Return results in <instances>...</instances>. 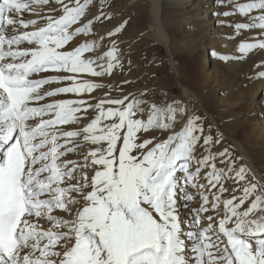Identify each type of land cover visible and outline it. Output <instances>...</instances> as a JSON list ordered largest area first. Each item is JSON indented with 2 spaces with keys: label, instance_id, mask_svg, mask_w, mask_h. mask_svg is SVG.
I'll return each instance as SVG.
<instances>
[{
  "label": "snow or ice",
  "instance_id": "obj_1",
  "mask_svg": "<svg viewBox=\"0 0 264 264\" xmlns=\"http://www.w3.org/2000/svg\"><path fill=\"white\" fill-rule=\"evenodd\" d=\"M218 2L220 17L241 18L217 21L233 29L225 37L257 30L235 46V58L264 49V0ZM50 3L58 6L47 8L50 14L36 13L35 5ZM92 4L0 0V264H264V183L255 175L246 181L250 170L235 169L228 149L212 151L222 137L206 134L201 117L131 94L105 93L95 104L83 98L103 86L84 75H111L121 66L115 41L95 57L87 54L103 37L67 48L93 34L95 22L111 19L101 2L99 14L81 23ZM27 12L37 19L25 20ZM49 72L66 74L40 75ZM52 83L63 86L46 90ZM69 94L77 98L40 103ZM89 110L96 114L83 127L64 130L88 120ZM145 112L146 119L137 116ZM178 115L184 122L177 130ZM153 129L168 134L140 140ZM83 144L90 147L79 161L65 159ZM218 158L228 167H217ZM202 171L206 183L198 185ZM228 180L237 187L223 198ZM189 185L201 190L197 208L183 205L194 230L185 229L178 207L193 200ZM201 219L208 221L203 228Z\"/></svg>",
  "mask_w": 264,
  "mask_h": 264
},
{
  "label": "rangeland",
  "instance_id": "obj_2",
  "mask_svg": "<svg viewBox=\"0 0 264 264\" xmlns=\"http://www.w3.org/2000/svg\"><path fill=\"white\" fill-rule=\"evenodd\" d=\"M101 2L104 4L102 10L106 14L110 13L111 19L95 22L93 34L87 37L77 36L67 48L71 49L85 39L103 37L102 40H99V46L87 55L91 57L101 55L111 47V42L115 41L119 49L121 66L116 67L111 75L102 77L84 75V79L94 80L103 86L94 90L90 97L85 94L83 98L95 104L100 99L105 98V93H109L112 98H121L131 94L133 97L155 102L158 105L175 102L176 106L186 110V115L195 114L201 117L205 133H210L214 140L217 137H222L219 144L213 143L212 151L220 152L225 148L228 149L230 160L235 162V169H239L243 165L250 170L246 176V181H252L254 174L243 159L240 150L233 143V139L242 145L245 154L251 158L252 165L256 167L258 176L264 180V96L262 97L264 89L258 94V84L264 82V77L258 75L259 72L264 71V49H256L246 58L239 60H236L235 56H230L228 60H221L215 54L221 53L219 50L207 54L204 46L213 44V35L207 27L203 26L202 23L204 22L195 19L193 16L191 18L187 14L175 15L174 19L172 16L168 22H162L168 35L167 46L163 45L150 32L146 13L139 10L141 0H93V4L89 7L87 15L81 23L99 14ZM163 3L162 0L159 1L161 10L167 13L169 8L167 5L164 7ZM57 7L56 5L55 8ZM43 13H45L44 15L50 14L46 10ZM54 15L58 16L60 12L57 11ZM221 18L241 19L239 16ZM40 21L41 24L39 25L42 26L44 21ZM120 25H123L120 32L111 37L106 35ZM222 28L225 29L224 34L233 31L231 27L222 26ZM255 31L257 30L251 32L245 30L240 36L234 37L235 39L228 38L232 40L233 49L235 48L234 45L236 46L241 39L255 36ZM205 58H209L210 65L204 68ZM65 74L49 72L40 75ZM179 83L188 88L191 93L182 89ZM60 86L63 84L52 83L48 85V88L45 86V89ZM254 91H257L255 97L252 96ZM67 98L77 97L71 94L56 95L46 98L40 103ZM204 110L212 116L215 124ZM95 114L94 110H89L87 113L88 120L82 119L79 124L73 123V125L63 126L64 130L83 127ZM141 115L146 119L147 112L137 113L138 117ZM177 120L175 128L178 130L184 121L179 115ZM167 134V132L161 133L159 129H153L140 133L139 138L140 140L151 137L163 139ZM85 145H81L77 154H68L66 157L69 160L79 161L80 154L87 152L84 148ZM197 151L199 153V149ZM221 159L223 158L217 159V167L227 168L228 162L225 161L222 164L220 163ZM204 171L201 172L199 181H196L198 185L199 183H206L205 179L201 180ZM89 174L91 175V172ZM244 183L242 181L241 185ZM224 186L229 191L223 194V198H228L233 194L231 190L237 187L232 180L225 181ZM200 191L199 194H194V197L198 196L197 201L201 203ZM205 191L207 190L205 189ZM208 194L211 199V193ZM235 194L239 195L240 193ZM247 206L246 203L243 207L246 208ZM178 207H180L179 202ZM180 211L179 209V213ZM209 214L213 215V212L211 211Z\"/></svg>",
  "mask_w": 264,
  "mask_h": 264
},
{
  "label": "bare ground",
  "instance_id": "obj_3",
  "mask_svg": "<svg viewBox=\"0 0 264 264\" xmlns=\"http://www.w3.org/2000/svg\"><path fill=\"white\" fill-rule=\"evenodd\" d=\"M159 1L160 0H141V2L139 4L140 5L139 6V10L140 11L142 10V12L146 13V15L148 16V26H149L150 32L160 42H162L163 45L167 44L168 35H167L166 31L164 30L165 28L162 25V22H165V21L168 22L169 18H171L172 16H173V19H174L175 15L187 14L190 17L193 16V17H195V19H198L199 21L204 22V23H202V24H204L203 26L207 27L208 30H210V33L213 35L212 36L213 37L212 40L214 42L211 45L207 44L206 46H204L205 47V53L210 54V53H214V51H216V50H219L223 54H229L230 56H235V55H233V50L234 49H233V46H232L233 45L232 40L228 39V37H225L223 35L224 32H225L224 31L225 29L223 30L222 26H220V24L217 22L221 18V17H219L218 13L221 10H224L223 8H221V5L219 4L218 0H162L164 2L163 6L165 7L167 5V7L169 8V11L167 13L166 12L164 13L161 10V6L159 4ZM242 2H243V0H242ZM34 7L36 8V13H39L40 15H44L45 14V13H43L44 10L47 11V8H55L56 4L55 3H50L48 6L35 5ZM36 13H32V12L24 13L23 14V18L25 20L37 19ZM195 19H194V21H195ZM39 24H41V21H39V23H37V25H35V27H40ZM26 30H33V27L30 26ZM9 31H11V29H9ZM150 32H148V34H151ZM247 32H248V30H247ZM255 33H256V31H255ZM23 46L24 47H29L30 45L25 44ZM234 47H235V45H234ZM208 59L209 58H205L204 59L205 60L204 61V65H203L204 68L208 67L210 65ZM236 60H239V59H236ZM34 78H36V77H34ZM179 86L182 89L190 92V90L188 88H186L184 85L181 86V84L179 83ZM47 88H48V85H47ZM258 89H259V91H258V94H259V92H261L264 89V82H262V84H258ZM254 92H255V93H253L254 95H252L253 97H255V95L257 94L256 93L257 91H254ZM263 96H264V94L262 95V97ZM204 111L206 112V110H204ZM207 115H208L209 119H211L212 122L215 124V121L212 118V116L210 114H208V113H207ZM71 125H73V124H71ZM141 140H142V138H141ZM233 143L235 144L237 149L240 150V153L242 154L243 159H245L247 165L250 166V168H251L253 174L256 176V178L261 183H264V180H262L258 176L256 167L254 165H252L251 158L245 154V151L242 148V145L238 141H236L234 139H233ZM89 147L90 146L86 144L84 148L86 150H88ZM65 159H68V158L65 157ZM202 173L200 175H202ZM201 180H204V176H202ZM187 191H188L189 194L193 195V197H194L195 196L194 194H199L200 190L198 189V187H192L191 185H189L188 188H187ZM197 197H194L192 201H188V202H186L184 200L178 201L179 205H180L179 209L181 210L180 211V219H181V221L184 222V227H185L186 230H194V227L191 224V221L193 219V215L189 211V209L184 207L183 205L185 203H188V204L191 205L192 208H197L200 205V202L197 201ZM209 213H211V211H209L208 213H205L204 215L208 216V215H210ZM59 215H65V214L64 213H59ZM207 223H208V221L206 219H201L199 227L203 228Z\"/></svg>",
  "mask_w": 264,
  "mask_h": 264
}]
</instances>
